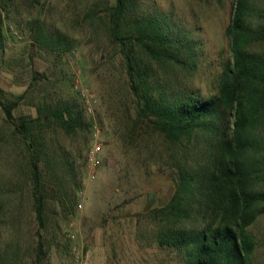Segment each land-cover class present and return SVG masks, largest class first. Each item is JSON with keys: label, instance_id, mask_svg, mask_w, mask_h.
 <instances>
[{"label": "rangeland", "instance_id": "rangeland-1", "mask_svg": "<svg viewBox=\"0 0 264 264\" xmlns=\"http://www.w3.org/2000/svg\"><path fill=\"white\" fill-rule=\"evenodd\" d=\"M137 2L143 11L157 8L170 15L196 42L197 56L188 66L153 64L160 86L195 90L203 96L216 92L222 66L231 56L224 29L234 0ZM252 2L263 13L264 0ZM113 3L0 0V94L15 99L28 90L14 115L35 117L42 101L75 100L91 122L71 133L57 125L45 127L48 146L53 143L61 159L66 156L74 175L63 173L62 179L70 180L65 185L68 199L64 195L61 202L54 193L45 198L40 223L24 145L0 106L4 210L8 219L15 217L0 245L10 246L11 264H174L172 253L143 246V230L156 224L148 211L165 205L173 193L175 162L189 166L194 160L189 153L183 157L170 148L152 129L145 132L141 127L133 139L127 136L128 123L135 117V96L123 54L106 26L107 8ZM263 18L254 12L251 22L256 25ZM41 24L65 34L67 47L57 52L38 42L34 34ZM251 49L264 51V42L253 43ZM70 195L73 206L68 203ZM248 231L257 242L251 261L264 264V214Z\"/></svg>", "mask_w": 264, "mask_h": 264}, {"label": "trees", "instance_id": "trees-1", "mask_svg": "<svg viewBox=\"0 0 264 264\" xmlns=\"http://www.w3.org/2000/svg\"><path fill=\"white\" fill-rule=\"evenodd\" d=\"M254 12L264 16L252 0H234L224 29L231 56L222 66L216 92L203 96L160 86L154 63L185 67L197 56L195 40L170 15L157 8L143 11L137 0H114L107 8L106 26L123 54L135 96L127 136L133 139L141 127L152 129L170 148L194 160L189 166L175 162L173 193L165 205L148 211L156 224L143 230V246L172 253L174 264H253L257 242L248 228L264 214V51L251 49L264 42V18L254 25ZM88 15L92 18L93 12ZM34 38L52 51L68 45L65 34L42 24ZM27 92L15 99L0 94V106L24 145L33 207L42 223L45 198L54 193L61 202L64 195L68 199L65 185L70 180L62 178L74 175L66 156L61 159L56 146H48L45 127L57 125L71 133L91 122L75 100L42 101L35 117L14 115ZM3 186L0 179V237L15 219L6 216ZM68 203L73 206V196ZM9 249L0 245V264H11Z\"/></svg>", "mask_w": 264, "mask_h": 264}, {"label": "built area", "instance_id": "built-area-1", "mask_svg": "<svg viewBox=\"0 0 264 264\" xmlns=\"http://www.w3.org/2000/svg\"><path fill=\"white\" fill-rule=\"evenodd\" d=\"M85 95V94H84ZM78 205H80V204H78Z\"/></svg>", "mask_w": 264, "mask_h": 264}]
</instances>
